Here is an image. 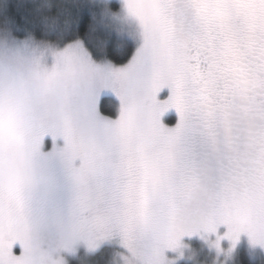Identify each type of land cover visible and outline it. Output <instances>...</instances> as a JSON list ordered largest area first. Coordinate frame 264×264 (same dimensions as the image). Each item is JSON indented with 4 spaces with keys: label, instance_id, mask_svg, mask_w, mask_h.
Wrapping results in <instances>:
<instances>
[{
    "label": "snow or ice",
    "instance_id": "snow-or-ice-1",
    "mask_svg": "<svg viewBox=\"0 0 264 264\" xmlns=\"http://www.w3.org/2000/svg\"><path fill=\"white\" fill-rule=\"evenodd\" d=\"M32 3L0 27V264L264 259V0Z\"/></svg>",
    "mask_w": 264,
    "mask_h": 264
},
{
    "label": "trees",
    "instance_id": "trees-1",
    "mask_svg": "<svg viewBox=\"0 0 264 264\" xmlns=\"http://www.w3.org/2000/svg\"><path fill=\"white\" fill-rule=\"evenodd\" d=\"M32 0H0V27H14L22 16H28L33 10ZM238 264H264V259L250 258L245 248L238 253Z\"/></svg>",
    "mask_w": 264,
    "mask_h": 264
},
{
    "label": "rangeland",
    "instance_id": "rangeland-1",
    "mask_svg": "<svg viewBox=\"0 0 264 264\" xmlns=\"http://www.w3.org/2000/svg\"><path fill=\"white\" fill-rule=\"evenodd\" d=\"M243 247L245 248L244 245L241 246V248H243ZM199 259H203V257H200ZM233 264H238V254L235 256Z\"/></svg>",
    "mask_w": 264,
    "mask_h": 264
},
{
    "label": "clouds",
    "instance_id": "clouds-1",
    "mask_svg": "<svg viewBox=\"0 0 264 264\" xmlns=\"http://www.w3.org/2000/svg\"><path fill=\"white\" fill-rule=\"evenodd\" d=\"M200 264H204V262H203V261H201V262H200Z\"/></svg>",
    "mask_w": 264,
    "mask_h": 264
}]
</instances>
